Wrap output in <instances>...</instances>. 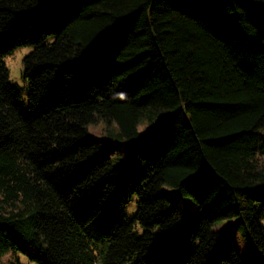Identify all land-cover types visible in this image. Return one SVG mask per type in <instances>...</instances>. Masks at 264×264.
<instances>
[{
  "label": "trees",
  "instance_id": "obj_1",
  "mask_svg": "<svg viewBox=\"0 0 264 264\" xmlns=\"http://www.w3.org/2000/svg\"><path fill=\"white\" fill-rule=\"evenodd\" d=\"M22 47L28 105L3 61ZM98 120L128 149L87 140ZM257 153L264 0H0V257L244 264L231 233L212 229L238 219L264 264ZM183 198L200 211L185 227Z\"/></svg>",
  "mask_w": 264,
  "mask_h": 264
},
{
  "label": "rangeland",
  "instance_id": "obj_2",
  "mask_svg": "<svg viewBox=\"0 0 264 264\" xmlns=\"http://www.w3.org/2000/svg\"><path fill=\"white\" fill-rule=\"evenodd\" d=\"M33 50V47H22L11 54L7 55L4 58L5 60L8 57L14 58V63L16 61L22 60V63H16L15 70L19 74V79L10 78L9 68L6 66L8 71V81L14 86L20 97L22 98L25 105H28L29 98L28 94L30 92V84L24 79V57L28 55ZM161 123V120H157L154 123H140L138 126L139 135L143 136L149 134L153 130H155L158 125ZM120 133V129L118 124L113 121L108 123L104 120H98L97 122L90 124L88 127V133L86 134V139L94 142L100 146H110L113 148L127 150L128 149V141L122 140L118 137ZM163 192L165 196L169 200H177L181 198V193L178 189H174L168 186L163 187ZM183 202L185 205V217L183 220V227L187 226L192 222H196L200 218V211L198 205L189 198H183ZM137 209V198L135 197L133 201L130 202L122 210L123 217H126L127 220H131L136 213ZM262 226L264 227V218L262 220ZM213 231L218 233L230 232L232 235L233 244L238 250L244 264H263V258L260 252L254 247L251 242V238L249 234H247V230L245 227L239 223L238 219L228 220L221 223H218L213 226ZM139 232L141 229L138 228ZM23 250L30 252L33 251L27 244L22 247ZM35 253L38 254L36 250ZM10 263H20V264H36L31 261L28 256L22 251H9L3 256L0 257V264H10Z\"/></svg>",
  "mask_w": 264,
  "mask_h": 264
},
{
  "label": "clouds",
  "instance_id": "obj_3",
  "mask_svg": "<svg viewBox=\"0 0 264 264\" xmlns=\"http://www.w3.org/2000/svg\"><path fill=\"white\" fill-rule=\"evenodd\" d=\"M16 63H22V60L16 61L15 63H14L13 57H8L5 60V64L9 68V71H10V78L18 80L19 74L15 70ZM256 158L258 161V170L264 169V155H260L259 153H257Z\"/></svg>",
  "mask_w": 264,
  "mask_h": 264
}]
</instances>
